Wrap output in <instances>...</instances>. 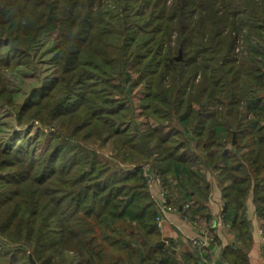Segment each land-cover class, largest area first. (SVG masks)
<instances>
[{"label": "trees", "instance_id": "obj_1", "mask_svg": "<svg viewBox=\"0 0 264 264\" xmlns=\"http://www.w3.org/2000/svg\"><path fill=\"white\" fill-rule=\"evenodd\" d=\"M50 33L54 69L19 101L5 72L35 64ZM250 37L264 41V0H0V106L35 134L23 154L0 146V264H181L147 164L178 208L195 188L182 171L206 203L215 173L223 222L236 210L218 264H250L251 197L264 236V42L240 60ZM207 217L195 264L221 243Z\"/></svg>", "mask_w": 264, "mask_h": 264}, {"label": "crops", "instance_id": "obj_2", "mask_svg": "<svg viewBox=\"0 0 264 264\" xmlns=\"http://www.w3.org/2000/svg\"><path fill=\"white\" fill-rule=\"evenodd\" d=\"M182 169H184V166L181 165ZM200 171L205 173V170L203 168H200ZM203 180V177L198 174V176H190L187 175L185 172L182 171L177 176L176 183L181 184L182 182H188V183H194L195 188L192 189L190 187L183 186V193L182 197L184 198V201H186L185 205L182 204L178 207L174 205L173 202L174 199H176L177 192H170L171 198H172V204L175 206L176 209L168 210L165 214L163 229L161 231L162 237L170 238V240H173L176 244V248L173 249V254L175 256V259L177 261H180L181 264H195L191 260V256H189L188 251L191 250V241L194 237L199 236V229L194 221L187 219V215L189 214V217H192V210L191 206L193 205L195 208V218L199 221H202L204 223L207 222V216L210 214L212 216L217 215L221 210V196H222V186L218 182L217 177L215 176V173L212 172H206L204 180L207 183V186L210 189V197L208 199V202L206 203V199L208 197H205L209 192L206 189H203L201 186V181ZM256 208L255 203L252 200V197L249 199L248 202V216L252 219V222L254 224L253 227V236L254 242L253 246L249 251V258H250V264H264V253H263V243H264V236L261 234V227L260 223L261 220L256 215ZM236 214L235 208L230 206L226 212H225V223L221 222V224L217 225V234L216 236L217 241L221 240V243L217 242L216 245L213 246V250L210 253L211 261H209L210 264H218V260L220 259V251L221 248L227 245L234 246V234L231 232V225L234 221V217ZM214 238V237H213ZM160 261V260H158ZM208 262V260H206ZM228 264V263H224Z\"/></svg>", "mask_w": 264, "mask_h": 264}, {"label": "rangeland", "instance_id": "obj_3", "mask_svg": "<svg viewBox=\"0 0 264 264\" xmlns=\"http://www.w3.org/2000/svg\"><path fill=\"white\" fill-rule=\"evenodd\" d=\"M246 27H247V35L249 37V26H246V25L242 26L244 30H246ZM57 40H58L57 33H50V35L43 36L40 39L39 41L40 44L36 50L37 51V55H36L37 62L35 64H33L32 66H23L20 68L18 67L16 68V70H14V72H5V79H7L9 88L14 94V97L17 98V100L19 101L23 100L25 96L28 94V92L30 91V89L34 85H38L41 82V78L46 73H51L53 71L54 66L52 62H53L54 54L56 53V50H57V45H58ZM248 40L249 41H247V44H248L249 50L247 51V46H246V49H245L246 51L242 53L241 55H239L240 60L244 59L245 56L246 57H248L249 55L251 56L252 51H253L252 47H257L261 45L263 41V39L261 41V40L256 39L255 37H250V39L248 38ZM243 43L244 41H240V43L235 46L236 53L242 52L241 48H243ZM237 47H239L238 51H236ZM262 56H263V61L261 63L263 64V68H264V54ZM50 58H52L51 59L52 61L48 63ZM261 93L262 95H264L263 90H261ZM253 115L254 114L251 113L249 120L243 122L240 128L243 129L244 127V128L249 129L250 125H252V121H253L252 119H256L260 121V118L258 116L253 117ZM0 118L2 120V125L0 126V146H6L12 151H17L20 154H23L24 152H26L27 147L29 143L32 141V139L34 138L35 134L30 135L28 133H24V131H22L21 128L18 127L17 124L15 123V116L13 115V113L5 107L0 106ZM262 123L264 124V120H262ZM233 138H234V134H233ZM149 167H151V164L146 165V168H149ZM150 190H151L153 197H155L156 194L166 197L162 186L152 187L150 188ZM220 201H221L220 202L221 210L217 215L212 216V218H217L219 215L221 216L223 215L222 211H223V206L225 205V202L223 201L222 198L220 199ZM167 202H168V199H167ZM168 206L170 208L169 210L176 209L175 206L170 202H168ZM159 211H160V206H159ZM186 217L187 219L191 220V218L189 217V214ZM200 223H203V222L200 220L199 221L196 220L195 222L196 225H199ZM162 230L163 229H161V231Z\"/></svg>", "mask_w": 264, "mask_h": 264}, {"label": "built area", "instance_id": "obj_4", "mask_svg": "<svg viewBox=\"0 0 264 264\" xmlns=\"http://www.w3.org/2000/svg\"><path fill=\"white\" fill-rule=\"evenodd\" d=\"M238 50H239V47L236 48V51H238ZM148 169L149 168L145 169V174L149 175V183L148 184L150 185V188L162 186L160 176L158 174H154L151 171H148ZM155 198L158 202V205L160 206L159 215L156 217V220H158L159 227L162 228L163 223L165 221L164 220L165 214H166L167 210H169L170 208L167 204L168 202H167V199L165 198V196H160V195L156 194ZM221 222H223V219H222V216L219 215L217 218H212V220L210 221V226L217 227V225L221 224ZM197 227L199 229V232L205 236L199 235L198 237H194L192 239L193 243L196 246L208 244L210 241V237H208L209 229L205 225H200V224L197 225Z\"/></svg>", "mask_w": 264, "mask_h": 264}, {"label": "water", "instance_id": "obj_5", "mask_svg": "<svg viewBox=\"0 0 264 264\" xmlns=\"http://www.w3.org/2000/svg\"><path fill=\"white\" fill-rule=\"evenodd\" d=\"M180 56H181V50L179 51V55L177 57L181 58ZM235 137H236V132L234 133V140H235ZM30 259L32 261V264H38L34 259H32V257Z\"/></svg>", "mask_w": 264, "mask_h": 264}]
</instances>
